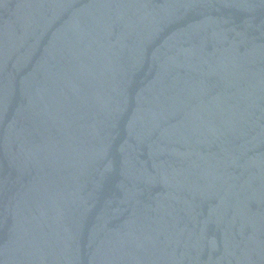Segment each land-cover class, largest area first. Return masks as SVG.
I'll return each instance as SVG.
<instances>
[{
    "label": "water",
    "instance_id": "obj_1",
    "mask_svg": "<svg viewBox=\"0 0 264 264\" xmlns=\"http://www.w3.org/2000/svg\"><path fill=\"white\" fill-rule=\"evenodd\" d=\"M0 264H264V0H0Z\"/></svg>",
    "mask_w": 264,
    "mask_h": 264
}]
</instances>
